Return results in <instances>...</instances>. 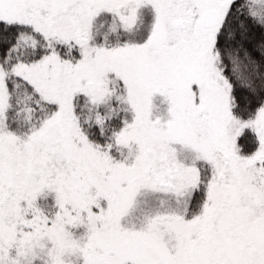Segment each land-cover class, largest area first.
I'll list each match as a JSON object with an SVG mask.
<instances>
[{"label":"snow or ice","instance_id":"1","mask_svg":"<svg viewBox=\"0 0 264 264\" xmlns=\"http://www.w3.org/2000/svg\"><path fill=\"white\" fill-rule=\"evenodd\" d=\"M0 264H264V0H0Z\"/></svg>","mask_w":264,"mask_h":264}]
</instances>
